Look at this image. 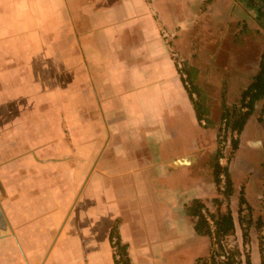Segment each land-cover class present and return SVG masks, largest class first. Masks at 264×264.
Returning a JSON list of instances; mask_svg holds the SVG:
<instances>
[{
  "label": "crops",
  "instance_id": "crops-1",
  "mask_svg": "<svg viewBox=\"0 0 264 264\" xmlns=\"http://www.w3.org/2000/svg\"><path fill=\"white\" fill-rule=\"evenodd\" d=\"M154 6L0 0V264H115L116 222L133 264L163 256L128 231L154 195L153 166L133 152L150 156L169 128L180 135V112L201 125ZM187 157L198 164L199 148L166 169ZM200 196L180 206L187 217Z\"/></svg>",
  "mask_w": 264,
  "mask_h": 264
},
{
  "label": "rangeland",
  "instance_id": "rangeland-1",
  "mask_svg": "<svg viewBox=\"0 0 264 264\" xmlns=\"http://www.w3.org/2000/svg\"><path fill=\"white\" fill-rule=\"evenodd\" d=\"M150 1L155 3L152 13L170 47L179 76L187 78L189 75L197 83L211 121L198 126L190 112H180L183 114L180 126L183 124L184 128L180 129V135L169 128V139H162L164 146L161 144L157 150L153 147L154 153L150 156L139 148L133 152L135 161L140 163L148 158L150 161L145 162L153 166L154 184H149L146 189H151L154 195H151L152 207H148L149 203L146 208L142 206L140 212L129 213L128 231L136 245L146 240L154 241V252L163 253L155 264H195L198 257L208 256L210 239L194 231L195 218L187 217L185 208L180 206L189 197L202 192L200 199L215 212L213 199H224L213 177L218 135L223 140L220 161L222 165L230 166L234 181L231 208L237 235L232 244L242 243L238 220V199L242 188L253 207L254 218L264 221V101L257 104L241 134L222 129L224 107L232 108L239 103L243 91L260 69L264 55V19L257 17L256 11L243 0ZM187 87L192 89L191 82ZM193 96L194 99L200 97L198 94ZM166 114L167 119L169 113ZM234 138H239L236 150L232 147ZM196 147L201 157L198 164L190 162L185 164L188 166L166 169L170 159L182 157L187 150L191 152ZM130 186L125 190L128 196L136 192L135 185ZM161 205L165 215L161 212ZM149 227L154 229L153 232H148ZM250 234L252 262L261 264L259 236H264V228L260 232L253 226Z\"/></svg>",
  "mask_w": 264,
  "mask_h": 264
},
{
  "label": "trees",
  "instance_id": "trees-1",
  "mask_svg": "<svg viewBox=\"0 0 264 264\" xmlns=\"http://www.w3.org/2000/svg\"><path fill=\"white\" fill-rule=\"evenodd\" d=\"M243 1L256 11L257 17L264 19V0ZM180 78L188 93L198 122L200 124L204 121L210 122L209 111L201 97V91L197 83L189 75L187 78L181 75ZM188 82H191L192 89L187 87ZM194 94H198L199 99H194ZM262 100L264 101V55L258 73L243 91L239 103L232 108L224 107L222 113L224 127L222 129L233 134H241L250 117L256 111L257 104ZM222 141L220 135H218V147L213 163V177L217 190L223 195L224 199L220 197L213 199L216 205L215 212L210 211L206 203L200 198H194L186 207L187 214L195 218L194 231L199 235L207 236L211 243L208 256L198 257L195 264H253L250 229L255 226L261 232L264 228V221L261 218H254L253 207L245 195L244 188H242L238 199V220L242 229V243L241 245L232 244V240L237 235V224L231 208L234 181L230 166L222 165L220 161L223 157ZM232 147L234 150L239 147V138L232 139ZM110 241L114 249L115 264H133L129 254V246L121 239L118 222L112 227ZM259 249L261 264H264L263 235L259 236Z\"/></svg>",
  "mask_w": 264,
  "mask_h": 264
},
{
  "label": "water",
  "instance_id": "water-1",
  "mask_svg": "<svg viewBox=\"0 0 264 264\" xmlns=\"http://www.w3.org/2000/svg\"><path fill=\"white\" fill-rule=\"evenodd\" d=\"M190 162H191V159L189 157L180 159L179 161H177L178 164H188Z\"/></svg>",
  "mask_w": 264,
  "mask_h": 264
}]
</instances>
